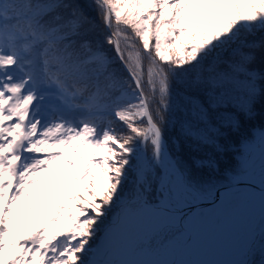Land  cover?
I'll list each match as a JSON object with an SVG mask.
<instances>
[{
    "label": "snow or ice",
    "instance_id": "1",
    "mask_svg": "<svg viewBox=\"0 0 264 264\" xmlns=\"http://www.w3.org/2000/svg\"><path fill=\"white\" fill-rule=\"evenodd\" d=\"M232 3L243 5V19L255 22L241 24L192 61L164 65L157 89L145 78L148 69L136 75L126 66L105 0H0V144L12 141L8 152L15 148L26 164L25 150L49 126L91 117L101 135L107 128L122 146L132 145L129 167L139 143L144 153L140 179L152 175L163 206L180 179L166 150L165 125L177 123L167 119L174 87L183 89V103L177 106L183 112L181 133L203 143H212L211 136L221 128H238L264 105V18H257L264 0ZM189 13L195 18L207 14L203 9ZM130 107L142 111L118 116ZM66 243L45 247L31 240L17 242L9 228L0 227V253L19 249L10 264H62L69 259L71 264H97L84 255L87 248L70 258L62 255ZM259 255V261L253 257L242 264H264V244Z\"/></svg>",
    "mask_w": 264,
    "mask_h": 264
},
{
    "label": "trees",
    "instance_id": "2",
    "mask_svg": "<svg viewBox=\"0 0 264 264\" xmlns=\"http://www.w3.org/2000/svg\"><path fill=\"white\" fill-rule=\"evenodd\" d=\"M105 1L120 48L127 57L125 64L136 75L141 74L142 68L148 69L145 78L157 89L161 87L159 69L164 65L192 61L210 52L241 24L255 22L244 20V6L233 4L232 0ZM189 9H203L207 14L195 18ZM7 14L14 15L11 9ZM257 18H264V12H258ZM177 78H182V73ZM182 93L181 87H174L167 113L169 121L175 119L180 123L183 119V112L177 107L183 103ZM136 109L130 107L118 116H138ZM256 112L255 117L244 119L238 128H221L219 135L211 136L212 143L185 136L177 124L168 123L165 128L169 151L183 170L215 180L219 186L231 183L239 178L232 179L231 174L245 161V144L255 139V130L264 127V105ZM90 120L77 145L75 141L70 144L58 164L36 171L32 184L18 197H7L11 185L0 177V227L9 228L17 242L31 240L45 247L67 242L62 255L70 258L87 248L90 251L84 255L91 258L101 236L141 209L144 199L154 201L155 193L147 195V183L137 173L138 156L143 151L139 143L129 167L126 160L132 145L125 142L122 146L107 128L102 135L93 132L92 123L97 122ZM126 122L131 127V119ZM148 147L150 150L151 146ZM197 160L200 163L196 164ZM151 186L153 193L156 181ZM18 253V248L0 253V264H10Z\"/></svg>",
    "mask_w": 264,
    "mask_h": 264
},
{
    "label": "water",
    "instance_id": "3",
    "mask_svg": "<svg viewBox=\"0 0 264 264\" xmlns=\"http://www.w3.org/2000/svg\"><path fill=\"white\" fill-rule=\"evenodd\" d=\"M105 4L110 19V8L106 2ZM116 40L118 41L117 38ZM254 134L257 135V139L253 143L245 145L248 158L259 153L263 148L264 132L255 131ZM166 150L175 161L169 151L167 142ZM262 162H264V152L256 163L236 181L217 188L204 200L201 199L199 192L187 183L178 168L177 172L180 179L185 187L192 191L196 198L195 202L186 204L183 200L184 203H181L177 199V196H181L172 188L171 199L175 204L169 200V197L163 206H159L161 197L157 198V202L144 204L143 208H155L162 212L176 214L179 216V222L184 223V225L181 224L178 227L177 225H171L183 231V234L190 239L189 242H186V239L184 240L188 244L183 264H225L232 257L244 256L241 257L242 259L239 262V264H242L244 260L251 259L254 248L264 233V177L251 180L247 179V175L252 171L255 173L256 169L261 168ZM218 208H220V216L223 218L230 212H235L233 221L215 234L213 233L214 227L207 233V227L214 219V211ZM187 224L191 225L189 232L184 230ZM205 233H207L205 238L201 240L199 234L202 236ZM216 239L228 242L227 244L222 243V246L216 248L221 243L218 242L216 246H212V242ZM237 241L240 243L232 247L231 243ZM212 249H216V251L211 256Z\"/></svg>",
    "mask_w": 264,
    "mask_h": 264
},
{
    "label": "bare ground",
    "instance_id": "4",
    "mask_svg": "<svg viewBox=\"0 0 264 264\" xmlns=\"http://www.w3.org/2000/svg\"><path fill=\"white\" fill-rule=\"evenodd\" d=\"M84 118L92 119L91 117L85 116ZM264 162H262L261 168L255 170V173L252 171L247 175V179L258 180L264 177ZM175 167L177 170V165L175 163ZM175 189L178 194L181 196H177V199L184 203L186 195H188V190L185 188V185L179 179L178 182L174 183L172 187ZM220 208L214 211V219L211 221L210 225L207 227L206 232L208 233L214 227V234L224 229L227 225H229L233 221V217L235 212H230L224 218L220 216ZM184 225V223L179 222V216L172 213H166L159 211L155 208H143L138 213L133 214L132 216L122 220L117 226H115L109 233L102 238L97 246V249L94 252L92 257L93 261H96L97 264H137L139 259H136V250L144 244L148 242L149 237L153 236L155 233L163 230L169 225ZM262 221V220H260ZM191 229V225L187 224L184 227L186 232H189ZM201 236L202 240L205 238L206 234ZM189 242V237H186L181 231L180 238L175 240L172 245L162 252H157L156 254L147 255L146 257H142L140 259H145L147 264H183L185 260V253L187 244ZM236 240V239H235ZM215 242V243H214ZM218 242H221L217 245ZM226 240H218L212 242V246H216L219 248L222 246V243L227 244ZM240 242L231 243L232 247ZM213 250V249H212ZM216 251L214 249L210 254L211 256ZM241 257L244 256H236L232 257L226 261L225 264H236L241 261ZM187 264V263H184Z\"/></svg>",
    "mask_w": 264,
    "mask_h": 264
},
{
    "label": "rangeland",
    "instance_id": "5",
    "mask_svg": "<svg viewBox=\"0 0 264 264\" xmlns=\"http://www.w3.org/2000/svg\"><path fill=\"white\" fill-rule=\"evenodd\" d=\"M110 17H111V14H110ZM53 101H50V102L52 103ZM135 112L140 113L141 109L137 108ZM89 123H90V121L88 123H85L84 126H86V124H89ZM92 124L94 125L96 123H92ZM176 124L179 126V130H180V123L177 122ZM85 129L86 128H84L83 131ZM79 131H81V129L80 130L75 129L72 132V134H69V133H67V130L65 129V127L63 125H61L60 123H55L46 129V131L43 133V136L40 139L35 140L34 143L30 144L29 149H26L24 154L27 152H30L31 154L34 155V157L31 158L33 160L32 161L33 166H37V165L44 166V163L47 162V160L55 161L57 158L56 159H54V158L58 155L60 150H65L66 147L68 145L72 144L74 141L76 142V145H77V143L80 141V139L82 138L83 133H84V132H82L81 134H79ZM97 131H98L97 126H94L93 132H97ZM84 142L85 141H83V143ZM250 143H253V141H250ZM11 146H12V141H10V140L7 141V143L0 144V150L5 149V151L2 152L4 154L3 159L0 160V173H2L4 171V169H6V168L17 169V167L19 165H24L25 171L23 172L24 175L22 176L21 185L19 186V189H18V191H24L27 188V185H29L31 183V180H32V178L30 176L29 164H24V161L20 160L19 157H20L21 153L16 151L15 148H13L12 152L9 153L8 148ZM260 153H263V150ZM44 154H45V156H43ZM143 156H144V153L142 151L141 154L138 156V165H139V163H141L143 161ZM258 157H259V154L253 156L252 158H248L247 160L245 159V161L240 165L239 169H237L236 171H234L231 174L232 179H235L236 177H240V175L247 168H249L252 165V163ZM60 161L61 160H58L57 164ZM177 165H178L179 169L181 170L182 168H180V164L177 163ZM182 172L185 174L189 184H191L193 187H195L197 189V191L200 192V194H202L203 196H207L212 191H214L215 188L219 187V183L217 181L202 178V177L198 176L197 174H195V172H192L188 169H185ZM138 174H139V168H138ZM139 176H140V174H139ZM139 179H140V177H139ZM142 181L147 183V187H146L147 195H149V194L153 195L155 193L154 201H153V202H155L156 196H160V192L158 190L159 189L158 183L156 182L157 186L155 187V191L152 193L153 186H151V183L153 181L155 182V179L152 178V175L150 173H146L144 176V179ZM16 191L15 192L12 191V194H14L15 197L17 195L21 194L20 192H16ZM185 200L187 203H193L195 200V197L192 194H188V195H186ZM150 201H152V200H150ZM126 208L127 207H125V209ZM174 223L177 224V222H175V221H174ZM102 237L103 236H101L98 243L95 245V247L93 249V254H92L90 259H92L94 252L97 249V246H98L99 242L101 241ZM263 237H264V233L261 235L258 244L255 246L254 251L251 255V259L254 257L255 260H257V261L260 260L259 252H260V248H261L262 244H264V238ZM178 238H180V230L178 228H174L171 225H169L168 227L164 228L162 231H159L154 235L153 242L151 245L157 251L162 250L163 248L170 247L172 245L173 241H175ZM151 245L150 244L149 245H141L137 252L138 253L144 252L143 255L146 256V255H148L147 249H149ZM150 255H151V253H150ZM136 256H138V254H136ZM236 264H238V263H236Z\"/></svg>",
    "mask_w": 264,
    "mask_h": 264
}]
</instances>
